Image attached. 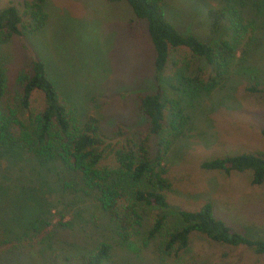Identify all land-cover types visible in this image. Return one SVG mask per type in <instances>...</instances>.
I'll return each instance as SVG.
<instances>
[{"label":"rangeland","instance_id":"1","mask_svg":"<svg viewBox=\"0 0 264 264\" xmlns=\"http://www.w3.org/2000/svg\"><path fill=\"white\" fill-rule=\"evenodd\" d=\"M33 1L0 0V8L13 3L28 20L27 3ZM218 2L163 0V14L181 33L214 45L231 32L226 21L215 33L210 31L207 7L219 6ZM229 4L240 11L243 28L226 79L207 93L189 96L176 73L180 63L190 59V52L184 47L173 49L175 62L168 63L157 83L166 97L179 100L186 121L177 131L164 127L157 135L147 134L146 118L138 110L139 96L156 85L154 51L144 20L133 14L125 0H46L45 25L32 29L24 20L20 33L0 43V66L8 83L5 102L16 105L20 90L16 75L38 56L47 63L60 96L74 106L80 120L96 116L106 134L120 131L121 141L147 135L151 154L169 140L160 163L169 182L165 190L168 206H142L141 225L125 245L118 243L114 222L91 195L61 186L65 174H53V164L35 160L8 167L3 162L2 170L13 175L30 172L33 177V168L41 169L54 182H47L46 188L57 208L44 217L36 205L10 197L14 181L0 184L5 187L0 189V231H7L11 238L0 245V264H81L83 255L100 240L112 244L111 256L103 264H264V254L248 245L216 243L196 233L191 234L187 248L177 253L160 245L162 233L179 224L178 208L194 210L206 202L215 218L235 230L248 237L264 235V180L250 183L249 168L226 174L199 166L205 159L226 153L251 151L264 156V138L259 132L264 128V94L246 89L253 83L264 87V8L255 0H230ZM42 101L36 91L33 110ZM157 214L164 216L163 232L147 237Z\"/></svg>","mask_w":264,"mask_h":264},{"label":"trees","instance_id":"2","mask_svg":"<svg viewBox=\"0 0 264 264\" xmlns=\"http://www.w3.org/2000/svg\"><path fill=\"white\" fill-rule=\"evenodd\" d=\"M45 1L27 3L28 20L13 3L1 7L0 43L20 33L24 20L32 29H40L45 25ZM125 1L134 15L144 20L154 51L152 68L156 85L152 91L143 92L138 102V110L146 118V132L157 135L164 127L177 131L186 121L178 105L179 100L166 97L157 83L168 63L175 62L171 58L173 49L184 47L190 52V59L180 63L181 67L176 73L180 83L185 84L184 91L189 96L197 92L207 93L227 77L229 61L238 51L241 40L242 16L237 7L229 4L230 0H222V4L219 0V6L207 7L211 32L219 30L224 21L226 29L231 30L228 37H222L210 45L190 33L183 34L176 29L163 14V0ZM255 3L264 8V0H255ZM16 82L20 90L15 95L17 101L14 106L3 99L8 83L5 69L0 66V184L6 186L14 181L10 193L14 201H29L39 208L44 217L51 216L57 204L51 198L53 195L47 190L49 187L46 188V184L54 183L52 179L42 174L41 169L36 171L34 168L33 177L30 172H25V176H21L20 172L13 175L11 171L2 170V163H7L5 165L8 167L14 163L35 160L42 165L53 164V174L58 175L61 171L65 174L61 186L91 195L96 206L114 222L118 243L127 244L136 226L141 225L142 206H168L165 190L169 182L164 175L165 168L160 163L169 140L162 141L161 146L151 154L147 135L136 140L121 141L118 140L122 136L121 132L106 134L96 116L90 115L80 120L74 106L60 96L49 75L47 63L38 56L32 59L28 69L22 68L17 73ZM246 89L264 94V87L257 86V83L246 86ZM36 91L42 95L43 101L40 108L33 110L31 103ZM259 132L264 138V128L260 127ZM109 156L111 161L107 160ZM199 166L206 171L220 170L226 174L249 168L250 183L261 184L264 180V156L261 152L226 153L205 159ZM33 186H39V189L35 190ZM0 189L5 187L0 186ZM33 190L35 193L30 194L28 199L23 198L26 192ZM176 212L178 225L163 232L164 216L157 214L146 234L151 237L163 232L160 245L166 251L177 253L187 248L191 234L196 233L216 243L245 244L255 253L264 254V238L248 237L221 219L218 220L213 216L212 206L208 202L194 210L178 208ZM35 222L38 223L37 220ZM10 240L7 231H0V245ZM111 247L110 242L100 240L83 255L81 264H103L111 256Z\"/></svg>","mask_w":264,"mask_h":264},{"label":"crops","instance_id":"3","mask_svg":"<svg viewBox=\"0 0 264 264\" xmlns=\"http://www.w3.org/2000/svg\"><path fill=\"white\" fill-rule=\"evenodd\" d=\"M262 238H264V235L263 236H261Z\"/></svg>","mask_w":264,"mask_h":264}]
</instances>
